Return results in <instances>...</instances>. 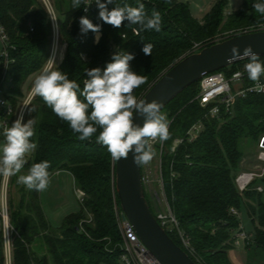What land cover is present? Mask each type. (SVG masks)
<instances>
[{"label": "trees", "instance_id": "obj_1", "mask_svg": "<svg viewBox=\"0 0 264 264\" xmlns=\"http://www.w3.org/2000/svg\"><path fill=\"white\" fill-rule=\"evenodd\" d=\"M139 2L145 5L149 17L153 11L160 13V31L140 30L138 25L127 21L115 28L99 18L97 5L84 15L82 4L74 9L72 0H68L62 10V20L57 19L65 49L53 69L66 73L82 90L87 79L86 69L103 70L115 53H132L135 57L130 61L132 71L147 80L134 90L139 100L165 70L192 52L195 43L208 41L220 30L240 31L264 23V17L253 8L255 3L264 0H242L238 9L227 14L224 11L228 1L216 0L201 19L182 0ZM125 4L138 6L137 0H114L107 7L112 10ZM82 16L100 25V33L82 34L79 25ZM0 24L14 46L9 52L12 61L8 65L9 81L4 92L16 111L23 100L24 86L39 75L50 56L52 24L40 0H0ZM97 35L99 41L95 42ZM144 43L152 45L151 55L143 53ZM260 59L264 62V56ZM241 63L220 71H233ZM1 75L0 56V79ZM197 93L198 82H195L161 111H167L171 119L170 138L163 142L166 148L161 158L164 193L180 229L190 237L196 257L188 255L197 264H232L227 252L233 247V233L240 224L239 218L230 212L232 207L244 209L250 219L252 229L248 232L253 237L248 245L264 251L263 191L255 190L258 185L264 189V174L243 194L234 185L237 173L252 170L259 163L257 154L250 161L246 156L248 147L257 145L264 136V94L235 99L229 111L221 109L216 116L204 117L206 110L195 100ZM31 107L35 111L30 113ZM28 108L23 122L36 120L32 140L38 147L26 160L23 170L27 174L34 163L48 161L50 176L69 172L75 187L84 192V198L78 210L65 215L59 226H53L46 216L40 192L22 189L16 206L9 199L10 264H121L120 235L114 212V204L119 206L114 188V159L105 146L96 142L99 129L90 140L81 141L41 97L33 98ZM199 119L202 128L189 141L186 132ZM178 138L182 142L171 151L173 141ZM242 145L246 152L241 149ZM245 163L253 165L252 168L241 167ZM165 230L182 247L176 231ZM0 264H7L2 227Z\"/></svg>", "mask_w": 264, "mask_h": 264}, {"label": "clouds", "instance_id": "obj_2", "mask_svg": "<svg viewBox=\"0 0 264 264\" xmlns=\"http://www.w3.org/2000/svg\"><path fill=\"white\" fill-rule=\"evenodd\" d=\"M83 2L84 0H72V7L80 8ZM113 2L114 0H95L99 18L104 23L120 28L127 21L128 24L138 25L140 30H161L160 13L153 11L149 17L145 12V5L139 0L136 7L125 4L109 10L107 5ZM87 6L84 7L85 12L88 10ZM253 8L264 17V2L255 3ZM79 25L82 34L89 31L98 34L101 31L100 25L93 24L86 16L80 18ZM258 28L264 31V23H260ZM98 41L97 35L95 42ZM151 49V44L144 43L142 51L145 55H151ZM134 58L132 53L119 51L112 56V62L107 63L103 70L99 67L86 69L87 79L84 80L82 90L66 73L58 68L53 69L54 62L49 59L48 65L34 79L29 101L36 96L41 97L57 117L68 123L81 141L90 140L99 129L96 142L105 146L114 160L127 159L129 153H132L134 164L147 165L155 155L153 142L158 140L163 143L170 138V122L167 115L161 112L159 102L138 100L133 94L135 89L147 83L145 76L132 71L130 61ZM245 58L248 62L244 68L248 78L255 84L254 90L264 91V84L260 83L261 77H264V62H261L260 56L253 51L251 45L244 48L242 55L238 47L233 46L228 62ZM28 111L34 112L35 108H28ZM134 113L144 117L143 126L134 124ZM23 119L21 114L10 127L5 126L3 129L0 176H18V184L24 185L28 190L42 192L50 185L48 161L34 163L27 174L18 175L27 162L28 154L38 147L32 140L36 120L32 118L24 123Z\"/></svg>", "mask_w": 264, "mask_h": 264}, {"label": "built area", "instance_id": "obj_3", "mask_svg": "<svg viewBox=\"0 0 264 264\" xmlns=\"http://www.w3.org/2000/svg\"><path fill=\"white\" fill-rule=\"evenodd\" d=\"M45 6L47 13L49 15L52 32L54 40L52 42L50 56L48 58L53 60L55 63L58 58V40H59V31H58V20L55 14V11L49 0H40ZM187 1V0H182ZM92 2L87 6L88 3ZM96 5L95 0H84L82 3L83 14L86 15ZM88 8L87 12L84 11V7ZM32 31V28H30ZM243 31V30H242ZM248 30H244L245 33ZM200 47V45H199ZM198 48V44L195 45L192 49V52ZM14 49V46L9 43L8 36L0 24V56L2 58V75L0 79V134H3V129L5 126L10 127L11 124L23 114V118L27 111L29 101V95L24 98L18 109L15 111L13 104L6 98L4 87L5 84L9 81L8 74V65L12 61L9 57L10 50ZM65 49V45H64ZM195 49V50H194ZM64 52V51H63ZM63 54L61 56V59ZM45 64L44 68L48 65L49 61ZM248 60L242 61L240 66H237L233 71H214L204 75L198 81V93L195 96V100L198 104L205 109L204 117L216 116L220 113L221 109L225 112L229 111L231 104L235 99L245 98L249 95H262L264 91L257 92L254 90L255 84L248 78L247 72L244 68V65ZM43 68V69H44ZM42 69V70H43ZM260 83L264 84V77H261ZM31 92V91H30ZM24 121V119H23ZM202 128V121L197 120L186 132V138L191 141L193 140L199 130ZM182 138L175 139L171 147V151H175V148L182 142ZM259 152L257 159L259 163L257 164V169L252 170H243L237 173L234 177V185L236 186L238 192L243 194L246 190L250 188L252 183L261 178L264 174V136L260 138ZM161 175V174H160ZM143 184H145V179L142 176ZM162 182V177H161ZM7 183H3V186L0 190V221L1 227L4 232L5 237V252L6 260L10 264V224L8 217V205L7 198L5 195ZM255 190L262 192L263 187L261 185L256 186ZM77 197L80 202L83 201L84 192L78 189ZM166 210L163 212H157L156 218L160 221L161 226L164 229L169 231L175 230L183 249L192 257H196L195 250L191 245L190 237L185 234L179 227L177 220L175 219L168 201H165ZM239 210L232 207L230 212L237 216L239 215ZM115 218L117 222V227L120 235V248L121 264H160L146 249L144 244L140 241L138 235L136 234L130 221L124 216L120 206L114 204ZM252 234L245 230L240 224L238 228L233 233L232 245L233 247H246L252 241ZM8 238V239H7ZM8 246V247H7ZM200 262V261H199Z\"/></svg>", "mask_w": 264, "mask_h": 264}, {"label": "water", "instance_id": "obj_4", "mask_svg": "<svg viewBox=\"0 0 264 264\" xmlns=\"http://www.w3.org/2000/svg\"><path fill=\"white\" fill-rule=\"evenodd\" d=\"M249 45L263 57L264 31L236 34L182 56L161 74L139 100H155L161 104L162 111L182 90L198 82L204 75L247 60L228 62L233 46L238 47L242 55L244 48ZM133 122L143 126L144 117L134 113ZM114 188L124 216L132 224L147 251L160 264H197L174 242L151 211L145 197L141 166L133 163L132 153H129L127 159L114 160Z\"/></svg>", "mask_w": 264, "mask_h": 264}, {"label": "rangeland", "instance_id": "obj_5", "mask_svg": "<svg viewBox=\"0 0 264 264\" xmlns=\"http://www.w3.org/2000/svg\"><path fill=\"white\" fill-rule=\"evenodd\" d=\"M51 2V5L55 11L56 17L59 21L62 20V10L65 8V6L68 5V0H49ZM211 1H214L211 3V6L216 2V0H190V10L192 14L197 17L198 19H201L210 8L205 9L204 11H200V8L204 6H207V4ZM227 7L225 8L224 13L227 14L228 12L232 10L238 9V7L241 4L242 0H227ZM246 30V29H245ZM247 32L249 31H255V30H260L258 26L250 27L247 28ZM244 32V30H220L218 31L215 35H213L208 41H205L203 43H195V45L198 44V48L195 51H198L203 45H206L207 43H216L221 40H224L230 36L236 35V34H241ZM54 40L53 37V32H52V37H51V47H52V42ZM207 42V43H206ZM64 43L59 37L58 40V58L56 62L53 64L54 66L57 65L61 61V56L64 51ZM200 45V47H199ZM192 47V49H193ZM191 49V51H192ZM41 73V72H40ZM39 73V74H40ZM35 77L31 78L28 80L26 85L23 88V97L22 99L26 98L28 94L31 91V88L33 86ZM3 93L0 94L2 96ZM167 115V118L169 122H171V119L168 117V112L164 111ZM26 114V113H25ZM25 117V116H24ZM4 142V137L3 134H0V144ZM260 146V143L258 144H251V146L248 147V153L249 155L246 156L247 161H250V159H253L256 154L258 155V148ZM153 150L155 152L154 158L152 161L147 164V165H142L141 166V173L142 176L145 179V184L144 186V192L147 198L149 199V202L154 209V211L157 212H163L166 210V195L164 193V186L163 182H161V158H162V153L163 150L166 148L165 144L157 141H154L152 144ZM241 149H243L246 152V149L244 145L241 146ZM260 149V148H259ZM32 154H28L26 157L27 159H30ZM251 166V167H250ZM253 165L245 163L241 167L244 169H249L252 168ZM254 169H257L258 166L254 165ZM26 174V172L22 169L21 173L18 175H23ZM17 178L18 176H12L9 178H4L3 176H0V190L3 186V183L6 181L7 186H6V191L5 195L7 198V205H8V213L10 211L9 207V199L11 200L12 204L14 206L17 205L18 200L20 199V195L22 193V189H27L24 187L22 184L17 183ZM78 189L74 185L73 177L69 172H61L60 174H57L55 176L50 177V185L47 188V190L40 192V200L41 204L44 208V211L46 213V216L48 217L49 221L53 226H59L60 223L62 222V219L64 218L65 215H67L70 212L77 211L79 208V199L77 197ZM262 201L264 202V192L261 195ZM1 208V207H0ZM9 217V214H8ZM240 223L243 222L245 225H247L248 230L252 229L251 225H248V221H250L246 211L244 209H241L240 211V216H239ZM242 224V223H241ZM1 221H0V228H1ZM10 235V234H9ZM8 239V238H7ZM8 247V246H7ZM7 264L9 262L7 261Z\"/></svg>", "mask_w": 264, "mask_h": 264}, {"label": "crops", "instance_id": "obj_6", "mask_svg": "<svg viewBox=\"0 0 264 264\" xmlns=\"http://www.w3.org/2000/svg\"><path fill=\"white\" fill-rule=\"evenodd\" d=\"M185 2H187L188 5L190 6V0H187ZM212 2H214V1L209 2L207 4V6H204V8L201 7L200 11H204V13H205V9L210 8ZM60 173L61 172H57V173L53 174L52 176H55V175L60 174ZM263 192H264V189H263ZM42 208H43V206H42ZM43 210H44V208H43ZM240 211L241 210L238 211L239 212L238 218L240 216ZM241 223H240V225L245 230H247V231L251 230V229L248 230L247 225H245L243 222H241ZM249 224L251 225L250 221H248V225ZM9 240H10V237H9ZM227 254H228V258L232 264H264V251L259 249V248H255L251 245H247L246 247H232L228 250Z\"/></svg>", "mask_w": 264, "mask_h": 264}]
</instances>
